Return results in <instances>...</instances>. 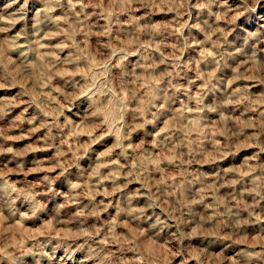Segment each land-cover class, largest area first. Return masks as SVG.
I'll use <instances>...</instances> for the list:
<instances>
[{"label": "rangeland", "instance_id": "rangeland-1", "mask_svg": "<svg viewBox=\"0 0 264 264\" xmlns=\"http://www.w3.org/2000/svg\"><path fill=\"white\" fill-rule=\"evenodd\" d=\"M0 264H264V0H0Z\"/></svg>", "mask_w": 264, "mask_h": 264}]
</instances>
